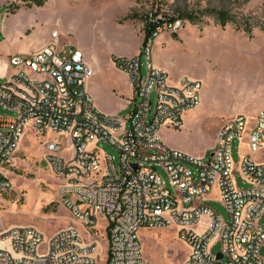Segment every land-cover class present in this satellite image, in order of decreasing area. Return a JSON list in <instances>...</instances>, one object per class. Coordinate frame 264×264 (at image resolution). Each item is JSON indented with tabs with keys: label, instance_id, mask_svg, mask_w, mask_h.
<instances>
[{
	"label": "built area",
	"instance_id": "2783aa9c",
	"mask_svg": "<svg viewBox=\"0 0 264 264\" xmlns=\"http://www.w3.org/2000/svg\"><path fill=\"white\" fill-rule=\"evenodd\" d=\"M148 19L160 18L150 14ZM185 24L181 18L163 19L140 53L114 58L131 88L125 115L95 105L88 90L94 68L80 49L58 48V29L41 49L12 56L16 72L0 80V105L15 113L0 114V191L11 187L8 172L30 127L51 135L44 139L46 159L73 217L88 228L100 220L108 223L107 264H150L140 230L169 226H177L178 236L189 245L183 264H264V161L240 154L236 163L233 156L236 140L239 149L243 144L252 152L264 148V109L252 120L239 113L224 121L209 156L169 146L160 135L162 127L181 128L184 114L202 103L201 79L184 76L171 83L168 72L152 61L155 39L178 33ZM97 142L115 148L118 163L111 152L98 153ZM215 187L228 219L206 203ZM204 215L208 221L198 233L194 228ZM96 248V240L84 242L72 226L49 242L33 226H13L0 235V264H98Z\"/></svg>",
	"mask_w": 264,
	"mask_h": 264
},
{
	"label": "rangeland",
	"instance_id": "374dc122",
	"mask_svg": "<svg viewBox=\"0 0 264 264\" xmlns=\"http://www.w3.org/2000/svg\"><path fill=\"white\" fill-rule=\"evenodd\" d=\"M3 1V0H2ZM0 2V15L7 11V4L20 5L16 12L8 10V16L0 21V80L5 81L16 68L10 64L14 55H27L37 44L35 40L50 38L53 29H58V48H79L91 40L100 41L96 51L97 66L94 67V84L90 85L91 94L105 112L114 115H125L129 110L119 108L118 98L121 87H124L122 74L114 60L106 58L107 50L112 44L113 34L125 29L133 20L137 29L143 30L145 17L158 14V18L177 16L183 12L200 15L195 21L186 20L184 28L171 36L172 43H163L162 47H171L172 53L153 52L152 61L160 60L168 66L169 74L178 73L182 77L201 79L204 83L202 103L197 108L184 114L181 128L163 131V141L172 147L179 148L195 156L212 153L211 145L216 141L217 134L229 118L242 113L252 120L256 110L237 108L247 107L258 98L259 93H244L243 97L235 94L236 88H264V0H95L97 6L116 8L117 17L101 16L93 8L94 0H47L42 7L26 6L22 0H4ZM213 8L229 12L231 20L225 26L219 23ZM53 15V21L43 23L42 18ZM128 14H136V18L126 19ZM34 15L42 27L36 31L26 32L27 36L13 35L6 30V23L21 20ZM126 23V24H125ZM250 32L244 30L245 24ZM41 41H38L40 43ZM85 54L84 50L80 49ZM143 71H147V57L144 55ZM157 92L152 94L155 105ZM264 107V106H263ZM1 115H15L11 110L0 105ZM128 122L124 128L127 129ZM168 128V127H167ZM43 136L27 128L18 146L12 166L8 172L11 187L0 191V235L13 226H33L45 236L47 242L67 227H74L84 242L93 239L97 242L93 255L98 264H107L109 252L108 223L100 220L92 228L74 218L71 211L62 203L58 195L59 181L52 172L47 159V146ZM64 139V138H63ZM63 143L64 140L62 141ZM239 140L233 146L236 163L241 154H249L255 162L264 161V148L250 151L246 144L238 148ZM95 145V144H94ZM89 144V147H92ZM98 153L111 152L119 161L115 148L106 142H97ZM64 154V151H62ZM166 177V176H165ZM167 182L168 178L166 177ZM239 184L244 185L239 179ZM206 203L214 207L227 219L229 214L215 187L206 198ZM208 216L204 215L195 226L196 232H202L207 224ZM93 231L94 235L90 234ZM140 239L144 257L150 264H183L189 253L187 245L179 236L177 226L153 227L140 230ZM220 243L214 252L220 251ZM264 251V250H263Z\"/></svg>",
	"mask_w": 264,
	"mask_h": 264
},
{
	"label": "crops",
	"instance_id": "0c3cea01",
	"mask_svg": "<svg viewBox=\"0 0 264 264\" xmlns=\"http://www.w3.org/2000/svg\"><path fill=\"white\" fill-rule=\"evenodd\" d=\"M2 0H0L1 2ZM4 1V0H3ZM2 1V2H3ZM95 6H94V10L97 12H103L101 16L103 17H108L113 18L114 15V19L115 17L118 16L115 15V11H117L118 9L116 8H109V7H103L101 5L97 6L96 1H93ZM1 4V3H0ZM53 21V15H49L48 17H43L42 18V22L43 23H48ZM126 22H128L125 26V29L121 30L120 33L118 34H113L112 38H110L111 41V48L107 50V54H106V58L109 60H114V58L116 56H132V55H136L138 53H140L141 48H142V44L144 41V36L145 33L144 31L139 28L137 29L133 20H127ZM42 27V23H39V21L36 19V17L34 15H29L25 18L21 20H12V21H8L6 23V30L7 32L11 33L13 35V40L15 38V36L17 34H24L25 36H27L26 32L28 31H36L34 32L32 35L33 36H37V30L40 29ZM54 30V29H53ZM32 31V32H33ZM50 38H40L38 40H35V42L37 44L34 45V49L33 51L39 50L41 49L43 46H45L48 42H50ZM38 41H41L40 43H38ZM172 43L173 40L171 39V36L165 33L160 34L154 42V46H153V52L155 54L158 53V51L162 50V44L163 43ZM100 46V41H94L91 40L89 41L85 46L82 44H79V48L84 50L85 52V60L86 62L92 66L93 68L95 66H97V56L96 55V51L98 50V47ZM65 47V46H64ZM74 47V46H71ZM70 47V48H71ZM63 48V47H62ZM172 45L169 48H166L165 50L163 49L162 52H169L172 53L174 51H172ZM32 52V51H31ZM156 67L162 68L163 70H165L166 72H168L169 74V70H168V66L164 65L163 62H161L160 60H156L155 64ZM120 73L122 74L123 80H124V87L120 88V91L118 92L119 94V98H118V103H119V108H121V110H129L130 111V106H129V98L131 97V88L128 84L127 81V76L120 71ZM12 75V73H11ZM182 76L178 73H171L169 74V80L171 83H178V81L180 80ZM95 79H90V81L88 82V90L90 91V85L94 84ZM254 92V93H259L258 98L251 101L250 105H248L247 107H242L241 108H237L236 112L241 111L243 112L244 109L247 110H256L258 111L259 109H264V88H236L234 90L235 94H239V96L243 97L244 93L247 92ZM92 95V94H91ZM93 99L94 96L92 95ZM202 99H203V95H202ZM94 103L95 105L103 112H105L97 103V101H95L94 99ZM108 114H113L114 112H105ZM164 130H169V128L167 127H162L161 131H160V135L161 138L163 140V131ZM215 145V142L211 145V147L213 148V146ZM171 146V145H170ZM206 155H208V152L206 151V153H204Z\"/></svg>",
	"mask_w": 264,
	"mask_h": 264
},
{
	"label": "trees",
	"instance_id": "16d2710c",
	"mask_svg": "<svg viewBox=\"0 0 264 264\" xmlns=\"http://www.w3.org/2000/svg\"><path fill=\"white\" fill-rule=\"evenodd\" d=\"M22 2H24L26 4V6H38V7H42L46 4L47 0H22ZM8 8V10H11L12 12H16L19 8L20 5H14L12 3L7 4L6 5ZM208 12H215L217 14L219 23L223 26H225L228 22H230L231 20V14L223 9H218V8H213L211 10H207ZM158 14H152V17H156L157 18ZM137 15L136 14H128L125 18L126 19H130V18H136ZM149 15L145 17V23H144V27H143V31L145 33L144 36V41L143 44L151 37L153 31L155 30L156 27H158L160 25V23L163 22V19H169V20H174L175 18H181L184 20H189V21H195L197 19L200 18V15L193 13V12H183V13H179L177 16H170V17H163L162 19H157L156 22L153 21H149ZM244 30H246L247 32H250V26L248 25V23L245 24L244 26ZM174 37H178L177 34L174 33ZM109 233V230H108Z\"/></svg>",
	"mask_w": 264,
	"mask_h": 264
},
{
	"label": "water",
	"instance_id": "95a60500",
	"mask_svg": "<svg viewBox=\"0 0 264 264\" xmlns=\"http://www.w3.org/2000/svg\"><path fill=\"white\" fill-rule=\"evenodd\" d=\"M222 257V255L221 254H219V258H221Z\"/></svg>",
	"mask_w": 264,
	"mask_h": 264
}]
</instances>
